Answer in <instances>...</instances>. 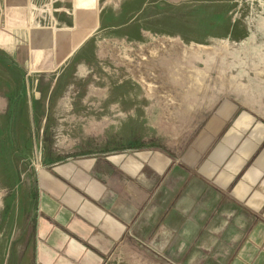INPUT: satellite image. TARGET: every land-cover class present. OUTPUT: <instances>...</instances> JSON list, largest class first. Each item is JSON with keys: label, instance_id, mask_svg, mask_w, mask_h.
Returning <instances> with one entry per match:
<instances>
[{"label": "rangeland", "instance_id": "obj_1", "mask_svg": "<svg viewBox=\"0 0 264 264\" xmlns=\"http://www.w3.org/2000/svg\"><path fill=\"white\" fill-rule=\"evenodd\" d=\"M62 1L77 25L89 19L56 70L30 73L0 47V264H40L30 225L47 163L142 151L180 161L211 118L264 136V0ZM167 246L132 238L105 264H184Z\"/></svg>", "mask_w": 264, "mask_h": 264}, {"label": "crops", "instance_id": "obj_2", "mask_svg": "<svg viewBox=\"0 0 264 264\" xmlns=\"http://www.w3.org/2000/svg\"><path fill=\"white\" fill-rule=\"evenodd\" d=\"M0 5V47L21 68L52 72L76 50L60 63L54 42L57 30L74 26L72 9L52 0ZM222 121L204 123L180 161L142 151L47 163L30 225L37 262L105 264L132 238L162 246L171 238L167 250L186 251L184 264H264V136Z\"/></svg>", "mask_w": 264, "mask_h": 264}, {"label": "bare ground", "instance_id": "obj_3", "mask_svg": "<svg viewBox=\"0 0 264 264\" xmlns=\"http://www.w3.org/2000/svg\"><path fill=\"white\" fill-rule=\"evenodd\" d=\"M47 1V0H46ZM57 1V0H56ZM55 1V3H56ZM155 2V1H154ZM61 3V4H60ZM60 3L58 5H55L57 8H66V9H73L72 5L70 4H65L62 0L60 1ZM94 6V5H93ZM29 11V10H28ZM96 11V10H95ZM75 12L77 13V15L79 14V12L77 10H75ZM93 12V11H92ZM91 14V13H90ZM88 15L89 17H92L91 15ZM94 14V13H93ZM76 18L75 17V24L73 27L70 28V31H65L64 29H61V30H57L56 31V36H55V45L59 42V40L63 37L66 38V42L64 43V45L61 47V50H58L60 51L58 53V58L59 60H62L63 57L66 55V52L68 51L69 47L71 46L72 47V44H73V41L76 39V37L80 34L81 30L83 29L84 25L86 22H88V19L89 18H86L83 22H81L80 24L77 25V21H76ZM68 19V18H67ZM29 20V19H28ZM159 21V20H158ZM97 25V24H96ZM87 29V28H85ZM91 35V34H90ZM164 49V48H163ZM93 53V52H92ZM69 55V54H68ZM78 56V55H77ZM148 56V55H147ZM152 56V55H151ZM153 57V56H152ZM71 58V57H70ZM65 59V58H64ZM150 60V59H149ZM93 61V60H92ZM146 61V59H145ZM148 61V60H147ZM151 63V62H150ZM174 63V62H173ZM165 67V66H164ZM71 69V68H70ZM156 69V68H155ZM201 71V70H200ZM62 73V72H61ZM157 74V73H156ZM199 75V73H197ZM205 74V73H204ZM67 75V74H66ZM196 75V76H198ZM90 78V77H89ZM140 79V78H139ZM143 81V80H142ZM80 84V83H79ZM147 84V82H146ZM149 85V84H148ZM151 85V84H150ZM149 85V87H151ZM79 86V85H78ZM105 89V88H104ZM79 95V94H78ZM78 97V96H77ZM77 103V102H76ZM72 104V103H71ZM129 104V103H128ZM73 105V104H72Z\"/></svg>", "mask_w": 264, "mask_h": 264}, {"label": "built area", "instance_id": "obj_4", "mask_svg": "<svg viewBox=\"0 0 264 264\" xmlns=\"http://www.w3.org/2000/svg\"><path fill=\"white\" fill-rule=\"evenodd\" d=\"M140 48H142V46H140Z\"/></svg>", "mask_w": 264, "mask_h": 264}]
</instances>
